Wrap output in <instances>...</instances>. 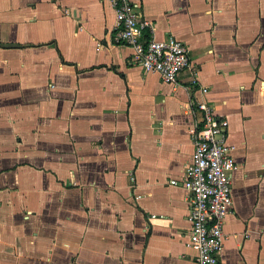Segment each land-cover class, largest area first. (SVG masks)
<instances>
[{
    "label": "crops",
    "instance_id": "crops-1",
    "mask_svg": "<svg viewBox=\"0 0 264 264\" xmlns=\"http://www.w3.org/2000/svg\"><path fill=\"white\" fill-rule=\"evenodd\" d=\"M134 1L194 70L130 62L109 0H0V264H197L180 179L201 99L236 164L219 264H264V0Z\"/></svg>",
    "mask_w": 264,
    "mask_h": 264
},
{
    "label": "built area",
    "instance_id": "built-area-1",
    "mask_svg": "<svg viewBox=\"0 0 264 264\" xmlns=\"http://www.w3.org/2000/svg\"><path fill=\"white\" fill-rule=\"evenodd\" d=\"M115 15L114 40L129 45L132 63L144 71H155L163 81H174L183 68L194 70L186 43L173 36L156 38L153 20L141 14L137 1L109 0ZM205 92V85L198 86ZM199 118L193 121L190 135L192 152L183 164L180 184L188 191L187 243L196 249L197 264H219L224 215L230 210V174L235 167L231 144L224 127L227 118L221 116L212 102L197 100ZM176 183V178H169Z\"/></svg>",
    "mask_w": 264,
    "mask_h": 264
},
{
    "label": "water",
    "instance_id": "water-1",
    "mask_svg": "<svg viewBox=\"0 0 264 264\" xmlns=\"http://www.w3.org/2000/svg\"><path fill=\"white\" fill-rule=\"evenodd\" d=\"M1 46H13L16 45V42L13 41H0Z\"/></svg>",
    "mask_w": 264,
    "mask_h": 264
}]
</instances>
